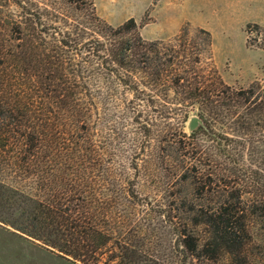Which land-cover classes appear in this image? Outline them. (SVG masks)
Instances as JSON below:
<instances>
[{
    "label": "trees",
    "instance_id": "16d2710c",
    "mask_svg": "<svg viewBox=\"0 0 264 264\" xmlns=\"http://www.w3.org/2000/svg\"><path fill=\"white\" fill-rule=\"evenodd\" d=\"M8 2L22 11L0 35V221L82 264H172L145 249L170 223L176 264H264L249 226L264 218V85L227 83L204 28L148 40L95 0ZM153 148L156 166L193 172L199 195L141 194Z\"/></svg>",
    "mask_w": 264,
    "mask_h": 264
},
{
    "label": "rangeland",
    "instance_id": "374dc122",
    "mask_svg": "<svg viewBox=\"0 0 264 264\" xmlns=\"http://www.w3.org/2000/svg\"><path fill=\"white\" fill-rule=\"evenodd\" d=\"M98 14L107 22L118 26L131 17L139 25V30L148 40L168 39L187 27L191 33L199 28L209 30L213 35L215 64L225 81L236 88H248L255 82L264 85V51L251 50L264 48V28L250 21L264 22V3L240 4L230 0H95ZM27 8L36 10L34 2H27ZM22 8L8 0H0V35L7 36L6 25L10 13L20 15ZM10 18V17H9ZM242 68V71L239 69ZM198 117V111H191L185 125V132L191 134L190 120ZM201 123V119L199 118ZM100 131L105 134L103 124ZM156 137V134L154 135ZM205 138V136H202ZM157 141L153 143L156 144ZM155 149H150L138 163L148 172L137 181V189L143 196L154 198L194 199L196 189L192 171L179 169V159L170 158L169 164L158 166L154 163ZM177 154V153H176ZM157 162V161H156ZM128 163V161H127ZM163 166L160 168V166ZM135 171L134 169L131 170ZM9 182H14L10 176ZM207 198L211 195L207 194ZM246 199L249 194L244 196ZM198 203H205L202 199ZM215 201V200H214ZM213 202V201H212ZM209 203V201H208ZM176 205L169 208L172 215H180ZM171 224V223H170ZM164 224L158 231L159 237L145 240L148 257L160 258L166 263L176 264L183 259L182 246L174 226ZM250 229L257 243L264 245V218L251 216ZM197 262V261H196ZM0 264H82L73 262L37 240L0 221ZM190 264V263H189ZM199 264V263H198ZM200 264H231L228 256L215 262Z\"/></svg>",
    "mask_w": 264,
    "mask_h": 264
},
{
    "label": "crops",
    "instance_id": "0c3cea01",
    "mask_svg": "<svg viewBox=\"0 0 264 264\" xmlns=\"http://www.w3.org/2000/svg\"><path fill=\"white\" fill-rule=\"evenodd\" d=\"M214 1V0H212ZM232 2H236V3H240V4H245V3H248V4H253L254 2H258V3H264V0H230ZM250 22H255L259 25H261L263 28H264V22H261V21H250ZM251 50H258V51H264V48H253ZM239 71H242V68L239 69Z\"/></svg>",
    "mask_w": 264,
    "mask_h": 264
},
{
    "label": "water",
    "instance_id": "95a60500",
    "mask_svg": "<svg viewBox=\"0 0 264 264\" xmlns=\"http://www.w3.org/2000/svg\"><path fill=\"white\" fill-rule=\"evenodd\" d=\"M199 118L198 117H192L190 120V127L191 129H196L199 126Z\"/></svg>",
    "mask_w": 264,
    "mask_h": 264
}]
</instances>
